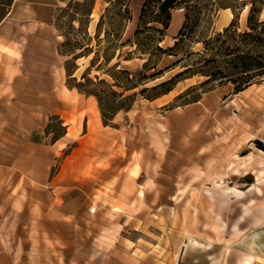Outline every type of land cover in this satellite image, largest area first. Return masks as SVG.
<instances>
[{
  "label": "rangeland",
  "instance_id": "1",
  "mask_svg": "<svg viewBox=\"0 0 264 264\" xmlns=\"http://www.w3.org/2000/svg\"><path fill=\"white\" fill-rule=\"evenodd\" d=\"M130 1L103 5L94 0H61L56 10L54 26L62 37L60 43L68 42L63 50L90 43L97 50L96 61L101 62L103 54L114 55L107 66L98 68L99 62H95L89 74L93 80L96 74L112 83L109 73L117 75L116 70L123 68L138 81L136 88L124 93L130 98L122 108L114 114L108 107L107 125L94 96L95 102L88 99L70 118L75 123L87 115L92 134L79 150L85 158L80 179L69 184L82 196L78 213L82 234L85 238L98 236L93 245L97 250L135 251L151 264H185L187 252L194 255L195 262L219 264L223 248L233 250L239 245L237 238H264V196L248 191L253 174L264 172V89L235 92L239 84L232 81L240 82L243 73L226 64L231 55L222 56L218 51L222 41L230 48L235 44L243 50L249 48L250 43L247 46L236 35L247 30L248 6L239 13L235 29L210 45L212 52H205L203 42L214 40L225 28L219 26L222 15L233 18L231 9L219 3L234 0H163L172 6L174 16H184L180 39L178 34L174 39L165 38L163 26L154 21L162 0L159 4L150 1L132 25ZM179 7L183 11H176ZM92 11L94 26V21L90 23ZM2 38L14 44L20 41L14 34L0 35V42ZM158 46L167 49L166 53ZM0 49L5 50L1 45ZM93 56L76 61L77 78ZM211 56L215 61L204 66V59ZM117 62L118 67L105 73ZM191 65L204 73L182 75L165 86L172 89L164 94H160L163 87L140 92ZM144 66L152 67L147 75L160 72L159 76L141 80L139 72ZM263 82L264 77H257L247 84ZM113 89L122 91L116 86ZM111 99L120 100L117 96ZM96 107L100 121L95 118ZM63 128L57 116L50 117L47 131L51 139L63 133ZM57 167L58 161L53 171ZM261 181L260 188H264V177ZM233 257V253L227 257L228 264H233Z\"/></svg>",
  "mask_w": 264,
  "mask_h": 264
},
{
  "label": "crops",
  "instance_id": "2",
  "mask_svg": "<svg viewBox=\"0 0 264 264\" xmlns=\"http://www.w3.org/2000/svg\"><path fill=\"white\" fill-rule=\"evenodd\" d=\"M113 1L94 0L103 5ZM143 2L130 1V25L139 17ZM60 3L0 0V35L14 34L20 39L17 44L8 38L0 42L5 48L0 49V264H151L135 251L97 250L93 245L98 236L85 238L82 234L78 216L82 196L76 193V186L69 184L72 179H80L85 158L79 150L92 134L87 115L75 123L70 118L84 108L88 99L95 100L66 84L65 57L57 50L62 37L54 26ZM172 10L163 0L157 6L161 18L170 16L164 31L167 39H174L184 22V16H174ZM90 16L94 26L93 11ZM262 86L264 89V82L241 92L251 93ZM94 113L100 121L97 107ZM53 115L64 131L51 139L47 127ZM68 148L71 151L66 154ZM57 161L59 167L53 171ZM253 175L248 191L255 190L261 193L256 196L262 197L264 172ZM244 191L247 193V189ZM237 239L239 245H234V251L223 248L219 264H228L227 257L232 253L233 264H264V238ZM186 255L185 264L206 263L192 260L190 252Z\"/></svg>",
  "mask_w": 264,
  "mask_h": 264
},
{
  "label": "trees",
  "instance_id": "3",
  "mask_svg": "<svg viewBox=\"0 0 264 264\" xmlns=\"http://www.w3.org/2000/svg\"><path fill=\"white\" fill-rule=\"evenodd\" d=\"M156 2V4L160 3V0H145L142 4L140 16L141 18L145 12V9L148 6L149 2ZM219 6L222 8H230L233 14V18L229 25L223 29L222 32H219L214 40L204 41V49L205 52H212L214 47L210 46L214 42L220 40L224 35H228L232 28L235 27V22L239 17V13L245 9V6H248L247 10V30L243 32H237V36L240 38L242 43H250V46L247 50L241 49V46L235 44L233 48H230V44H226L225 41H222V44L219 46V53L220 55H231L225 62L228 66L232 69L239 70L240 73H243L241 81L234 80L233 83L238 82V86L234 87L235 92L242 91L246 87L249 86L247 84L253 78L257 77H264V18H261V13L264 8V0H234V2H220ZM245 7V8H244ZM170 20V16H166L165 19H161L160 15L156 14L155 22H159L163 29L165 30L168 27ZM184 27L185 23L183 22L181 28L178 31L179 39L184 36ZM235 29V28H234ZM237 29V28H236ZM237 31V30H235ZM235 35V33H232ZM98 36H95L97 38ZM88 38H91L88 36ZM177 41L175 45H177ZM68 45V42L63 41L58 45V53L63 56H70L68 59L64 61V70L66 76V84L67 86L74 87L77 89L78 92L85 94L86 96H94L97 100L99 111L101 114L102 122L107 125L109 118L105 114L108 110V107L112 109L111 113H114L123 107V103L125 100L129 99V96H125L124 93L127 90L136 88L138 86V81L133 79L131 72L126 69L119 68L116 70L117 75L110 74L112 78V83H108L106 80L99 78V75H94L95 80L89 76L90 72L92 71L93 66H95V62H99L97 67L100 68V65L107 66L111 60L113 59L114 55L103 54L102 60H97V50L92 49L90 43L83 44L79 47H73L74 49H67L63 50V46ZM121 46L124 44L121 43ZM246 46V47H247ZM159 51L166 53L167 49H162L158 46L157 48ZM76 50H80V52L76 53ZM93 53L94 56L90 59L89 65L85 68V70L80 74L77 78L74 74L77 72L78 64L76 61L79 58L87 57L89 54ZM221 56V57H222ZM215 58L211 56L209 59H204L203 65H209L213 63ZM146 65V64H145ZM119 66V62L115 63L113 66L105 70V73L109 72L111 68H116ZM152 69L149 67L148 69L144 66V71L139 72L141 80H154L158 77L160 72L153 73L151 75H147L145 72L146 70ZM190 73V76L196 73H204L203 71H198L193 68V65L186 66L184 70L177 72L171 78L164 80L158 84H155L151 87H145L140 90L141 93H144L147 90H156L158 88L163 87L164 91L160 94H164L169 92L172 87H166L167 85L176 82L178 78L182 75ZM206 75V74H203ZM189 76V77H190ZM209 79L204 81L203 83H208ZM113 86L119 87L122 91L117 92L113 89ZM160 94H157L153 97H157ZM117 96L120 98L118 102H113L111 97ZM64 131V128H63ZM61 133L60 135H62ZM59 135V136H60ZM58 137V136H57Z\"/></svg>",
  "mask_w": 264,
  "mask_h": 264
},
{
  "label": "bare ground",
  "instance_id": "4",
  "mask_svg": "<svg viewBox=\"0 0 264 264\" xmlns=\"http://www.w3.org/2000/svg\"><path fill=\"white\" fill-rule=\"evenodd\" d=\"M230 20L231 19L229 15L223 14L221 20L219 21L220 29L226 27L229 24Z\"/></svg>",
  "mask_w": 264,
  "mask_h": 264
},
{
  "label": "built area",
  "instance_id": "5",
  "mask_svg": "<svg viewBox=\"0 0 264 264\" xmlns=\"http://www.w3.org/2000/svg\"><path fill=\"white\" fill-rule=\"evenodd\" d=\"M176 11L181 12V11H183V8L179 7L176 9Z\"/></svg>",
  "mask_w": 264,
  "mask_h": 264
},
{
  "label": "water",
  "instance_id": "6",
  "mask_svg": "<svg viewBox=\"0 0 264 264\" xmlns=\"http://www.w3.org/2000/svg\"><path fill=\"white\" fill-rule=\"evenodd\" d=\"M78 69H79V66H78L77 70H78ZM77 70H76V71H77Z\"/></svg>",
  "mask_w": 264,
  "mask_h": 264
}]
</instances>
